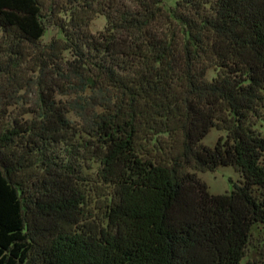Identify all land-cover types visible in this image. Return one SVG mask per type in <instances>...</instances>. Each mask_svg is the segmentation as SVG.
<instances>
[{"label":"trees","instance_id":"obj_1","mask_svg":"<svg viewBox=\"0 0 264 264\" xmlns=\"http://www.w3.org/2000/svg\"><path fill=\"white\" fill-rule=\"evenodd\" d=\"M47 1L0 0L18 66L51 75L36 117L0 131V264H243L264 224V0ZM97 15L107 24L92 33ZM53 17L63 37L42 46ZM69 111L89 120L112 187L101 215L51 156ZM212 128L227 134L210 147ZM220 166L243 177L230 192L190 171Z\"/></svg>","mask_w":264,"mask_h":264},{"label":"rangeland","instance_id":"obj_2","mask_svg":"<svg viewBox=\"0 0 264 264\" xmlns=\"http://www.w3.org/2000/svg\"><path fill=\"white\" fill-rule=\"evenodd\" d=\"M64 3V0H58ZM48 5L51 0H48ZM169 4L174 0H167ZM58 16L65 18L64 13ZM46 30L40 40V44L46 45L55 38H62L63 33L57 24V19H47ZM107 21L104 15H97L90 22L89 29L92 33H97L104 29ZM11 42L0 31V62L6 65L7 70L0 71V131L13 120L26 121L36 117L35 111L40 105L38 84L42 80L44 87L50 84V76L34 72L31 65L27 62L18 66V60L14 59L15 55L11 51ZM67 59L73 58V54L69 51L64 53ZM27 64V65H26ZM215 72L213 69L208 71V77H213ZM264 92V91H263ZM89 90L85 92L88 94ZM76 93L61 94L55 92L56 99L69 100L75 98ZM262 118L256 121V128L264 134V108L262 109ZM71 121L72 129H70L65 141L59 143L53 148L52 157L54 161H62L71 165L75 174L80 179L84 187L87 189V207L91 209L93 214H102L105 205L106 196L112 187L101 184L97 179V172L100 167L99 162L93 157L91 152L94 145L97 144L95 136L89 135L85 130L90 123L84 117L79 116L75 111L67 113ZM227 132L217 128H212L202 139V143L213 147L220 136L225 137ZM96 146V145H95ZM195 172L198 177L206 182L209 191L214 194L230 192L233 183H241L242 175L232 166H220L214 171H200L190 169ZM260 189L255 187V193L260 194ZM264 260V224L256 223L251 230L245 255L242 259L243 264H260Z\"/></svg>","mask_w":264,"mask_h":264}]
</instances>
